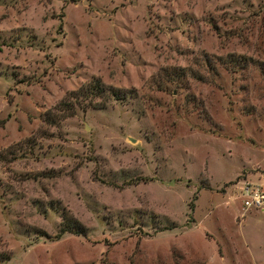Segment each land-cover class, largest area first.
<instances>
[{
    "label": "rangeland",
    "instance_id": "374dc122",
    "mask_svg": "<svg viewBox=\"0 0 264 264\" xmlns=\"http://www.w3.org/2000/svg\"><path fill=\"white\" fill-rule=\"evenodd\" d=\"M244 184L264 0H0V264H264Z\"/></svg>",
    "mask_w": 264,
    "mask_h": 264
},
{
    "label": "trees",
    "instance_id": "16d2710c",
    "mask_svg": "<svg viewBox=\"0 0 264 264\" xmlns=\"http://www.w3.org/2000/svg\"><path fill=\"white\" fill-rule=\"evenodd\" d=\"M81 94H86L88 96H99V95H105L109 94L113 96L114 98L118 99L125 95V92L120 89L114 88L112 86H107L103 83H101L99 80L91 81L84 86H82L79 90ZM69 220L68 223H66L61 229L68 230L73 229L74 231H77L79 233H83V230L79 228L81 225L80 222L77 220H70V218H67Z\"/></svg>",
    "mask_w": 264,
    "mask_h": 264
},
{
    "label": "built area",
    "instance_id": "2783aa9c",
    "mask_svg": "<svg viewBox=\"0 0 264 264\" xmlns=\"http://www.w3.org/2000/svg\"><path fill=\"white\" fill-rule=\"evenodd\" d=\"M242 206L244 208H263L264 190L258 185L244 184L241 194Z\"/></svg>",
    "mask_w": 264,
    "mask_h": 264
}]
</instances>
